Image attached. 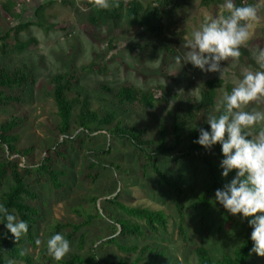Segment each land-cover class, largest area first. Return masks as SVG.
<instances>
[{
  "label": "rangeland",
  "instance_id": "374dc122",
  "mask_svg": "<svg viewBox=\"0 0 264 264\" xmlns=\"http://www.w3.org/2000/svg\"><path fill=\"white\" fill-rule=\"evenodd\" d=\"M138 1L146 6L153 0ZM44 2L46 4L39 9ZM233 3L234 0H177L173 15L162 23L159 37L149 38L143 27L114 29L110 24H88L87 12L80 0H68L66 4L57 0H0V34L18 24H28L16 37L19 41L30 42L26 49L9 55L3 64L30 66L34 77L24 102L13 110V114L24 117V123L17 130L16 147L29 153L25 159L16 156L20 159L18 166H36L45 154L52 156L53 147L63 140L56 135L55 108L46 95L51 87L50 77L58 73L73 75L74 87L69 95L76 91L82 93L88 98L90 107L100 111L106 110L112 96L103 91L102 86L115 90L128 84L151 92L158 88L174 96L169 103L156 106L152 111L129 109L117 116L134 127L144 126L142 136L153 139L157 137V125L166 121L168 111L175 106L184 107L188 98L198 102L205 83L215 81L214 108L206 111L205 116L217 113L230 88L234 93L227 107L229 117L224 127L245 130L260 145L264 157V0H254L241 30L235 29L231 16ZM229 36L232 38L230 49L235 51V56L227 50L229 45L225 40H217ZM12 38L13 33L10 41ZM3 118L1 113L0 119ZM77 133L73 131L71 139L62 142L60 151L65 158L54 157L55 167L66 173L62 190L55 191L43 175L32 173L28 177V185L38 195L35 206L40 220L35 227L38 247L36 250L25 247L27 252L37 255L55 223H78L80 218L73 210L84 206L89 196H97L95 207L102 213V219H93L71 242L50 254L63 259L70 253L86 256L93 251L97 259L95 264H105L103 256L132 260V254H124L112 245H101L106 240L109 225L103 212L121 216L112 206L103 204L115 195L124 204L158 209L166 214V233L141 238L123 236L117 240L127 246H154L172 264H195L192 248L196 245L204 246L217 259L231 254L239 244L243 231L237 221L220 229V191L210 195L202 233L200 210L185 209L184 227L188 240L184 244L177 235L170 193L156 185L150 171L142 172V153L125 141L107 137L104 130L73 138ZM167 141H172L169 136ZM185 146L182 142L175 151H184ZM199 155L209 158L207 153ZM87 159L103 164L93 184L83 179ZM193 159L192 165L185 159L175 163L171 158H157L159 168L180 184L185 207L208 186L203 163L196 156ZM248 173L264 181V172ZM8 185L9 178H6L0 185V193ZM107 191L112 194L104 196ZM17 230L22 233L19 226ZM63 232L61 230L58 236ZM83 232L85 236L80 247L78 237Z\"/></svg>",
  "mask_w": 264,
  "mask_h": 264
},
{
  "label": "trees",
  "instance_id": "16d2710c",
  "mask_svg": "<svg viewBox=\"0 0 264 264\" xmlns=\"http://www.w3.org/2000/svg\"><path fill=\"white\" fill-rule=\"evenodd\" d=\"M44 1V0H43ZM47 1V0H45ZM66 4L68 0H57ZM86 10V21L92 26L110 24L114 29L129 26L143 27L149 38H158L164 21H168L177 7V0H153L143 6L138 0H80ZM39 9L42 8L43 5ZM254 4V0H234L232 19L235 29L244 27L246 17ZM5 9V8H4ZM28 27L18 24L4 34H0V185L9 178L6 190L0 193V264H95V253L90 251L86 256L70 253L65 258H56L50 254L71 242L76 234L87 228L93 219H102L103 215L95 207L98 197L89 196L84 206L73 210L80 218L78 223L66 221L55 223L42 242L36 256L25 250L38 247L35 227L40 220L39 210L35 206L38 195L28 185V177L32 173L47 178L55 191L63 189V178L66 173L55 167L54 157L65 158L60 151L62 142L71 139L72 132L78 131L73 138L89 135L104 130L107 137L127 142L142 153V172L150 171L156 179V185L167 189L176 218V231L182 243L188 238L185 231V209L200 210V232H203L205 216L210 206V195L220 191L222 206L218 212L220 229L227 223L237 221L243 231L239 244L231 254H223L213 258L202 245L192 248L195 264H264V181L252 178L249 171L264 172V157L261 147L243 129L224 127L228 119L229 106L233 91L227 88L225 103L216 114L206 117V111L214 108L215 81H207L201 92L199 101L186 99L184 107L175 106L166 113V121L156 127V138H144L143 127H134L117 118L129 109L140 112L152 111L156 106H163L173 100L165 90L155 88L154 92L141 91L132 85L122 84L115 90L102 86V90L112 93L110 104L104 105L106 110L100 111L90 107L88 98L76 91L73 95L74 77L70 73H58L50 77V88L47 97L53 102L57 123L54 126L56 135L63 140L52 149V156L45 154L35 165L18 166L20 159L28 158V150L16 147L17 130L24 123V117L13 114L20 103L24 102L27 89L34 84L32 67L25 64L11 66L3 64L9 55L26 49L29 41H19L16 35ZM13 38L10 41V34ZM227 50L235 56L231 47L232 38L225 39ZM172 140L170 143L167 137ZM182 142L185 150L175 151ZM207 153L200 156V153ZM171 158L173 162L187 160L194 164L196 156L204 165L208 186L188 207L183 203V190L180 184L170 178L158 166L157 158ZM103 164L87 159L84 165L83 179L93 184L98 179V168ZM114 169L116 166L107 164ZM112 191L103 193L110 196ZM112 206L121 216L117 217L103 212L108 220V234L102 246L112 245L118 251L134 255L132 260L112 259L103 256L105 264H172L164 258V253L151 245L138 247L125 245L117 237L131 236L141 238L144 235L166 233L168 218L158 209L127 205L118 200L117 195L103 201ZM21 229V234L17 228ZM53 228V229H52ZM61 230L64 232L58 236ZM117 234L116 236H114ZM84 232L79 234L78 245L81 247ZM98 241L101 239L98 238Z\"/></svg>",
  "mask_w": 264,
  "mask_h": 264
}]
</instances>
